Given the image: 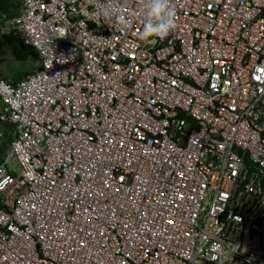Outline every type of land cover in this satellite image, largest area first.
Wrapping results in <instances>:
<instances>
[{
  "label": "built area",
  "instance_id": "1",
  "mask_svg": "<svg viewBox=\"0 0 264 264\" xmlns=\"http://www.w3.org/2000/svg\"><path fill=\"white\" fill-rule=\"evenodd\" d=\"M10 1L0 264H264V0Z\"/></svg>",
  "mask_w": 264,
  "mask_h": 264
},
{
  "label": "trees",
  "instance_id": "2",
  "mask_svg": "<svg viewBox=\"0 0 264 264\" xmlns=\"http://www.w3.org/2000/svg\"><path fill=\"white\" fill-rule=\"evenodd\" d=\"M16 6L10 0H0V15L8 14L13 15L16 13ZM15 10L12 11V9ZM9 53V56L16 62L20 63V66L12 71L13 81H18L28 74L35 71L32 66L27 67L24 73L20 71L22 65L25 62H30L31 64L39 60L38 54L32 51V49L23 42L22 36L19 33L10 31L8 33L0 34V65L3 62V57L5 53ZM39 65L38 68H40ZM2 130V136L0 138V161L4 157L10 143L12 140L11 131L13 126L8 123H0Z\"/></svg>",
  "mask_w": 264,
  "mask_h": 264
},
{
  "label": "clouds",
  "instance_id": "3",
  "mask_svg": "<svg viewBox=\"0 0 264 264\" xmlns=\"http://www.w3.org/2000/svg\"><path fill=\"white\" fill-rule=\"evenodd\" d=\"M96 9L98 14L111 17L109 11L101 0H97ZM141 12L144 16L143 37H164L174 28L173 12L168 7V0H144Z\"/></svg>",
  "mask_w": 264,
  "mask_h": 264
},
{
  "label": "rangeland",
  "instance_id": "4",
  "mask_svg": "<svg viewBox=\"0 0 264 264\" xmlns=\"http://www.w3.org/2000/svg\"><path fill=\"white\" fill-rule=\"evenodd\" d=\"M16 8H17V6H16ZM13 10H15V8H13L12 11ZM39 65H41V59H40V57H39V60L33 62L32 64L30 62H25L22 65L20 71L22 73H24L25 70L27 69V67H29V66H32L36 70L39 67ZM19 66H20V63L14 61L9 56V53L8 52L5 53L4 54V57H3V62L0 65V76L1 77H4V78H9V79L13 80L12 79V71H14ZM0 130H2L1 127H0ZM14 169H15L14 170L15 171V174H17L19 172V170H20L19 166H15Z\"/></svg>",
  "mask_w": 264,
  "mask_h": 264
}]
</instances>
